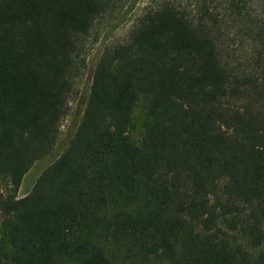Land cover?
<instances>
[{
  "label": "trees",
  "instance_id": "obj_1",
  "mask_svg": "<svg viewBox=\"0 0 264 264\" xmlns=\"http://www.w3.org/2000/svg\"><path fill=\"white\" fill-rule=\"evenodd\" d=\"M129 1L0 0L4 264H112L106 244L139 264H264V0H150L58 144L91 39Z\"/></svg>",
  "mask_w": 264,
  "mask_h": 264
},
{
  "label": "rangeland",
  "instance_id": "obj_2",
  "mask_svg": "<svg viewBox=\"0 0 264 264\" xmlns=\"http://www.w3.org/2000/svg\"><path fill=\"white\" fill-rule=\"evenodd\" d=\"M150 0H130L122 9V15L116 21L114 18L109 21H105L98 25V30L96 35L91 39L93 42L90 45L86 56V67L82 76L77 80L75 90L69 101V113L68 116L62 121L60 127V134L58 144H62L72 132V129L81 119L82 110L84 106V101L88 95L89 86L91 83L92 71L98 61V58L102 51L116 44L123 43L129 34V31L135 22V20L140 16L142 10L149 4ZM122 23L118 25H112L120 20ZM147 100L142 98L136 105L133 118L132 126L130 130L131 138L134 142H139L144 130V124L146 121L145 111H146ZM57 149L60 148L58 147ZM56 155V153L54 154ZM44 162H39L35 164L23 177L20 187L14 193L17 198L26 196L32 189L36 179L41 174L44 168ZM1 195L7 196L13 193L12 187L8 184L6 180H1ZM144 201L138 200L134 208H143ZM2 216L0 215V264H4L3 252L7 250L5 242L2 244ZM106 253L109 256L112 264H139L138 260L132 258H127V254L122 249L113 246L111 244L104 245ZM264 249V246H263ZM150 264H166L161 258H155L150 260Z\"/></svg>",
  "mask_w": 264,
  "mask_h": 264
}]
</instances>
